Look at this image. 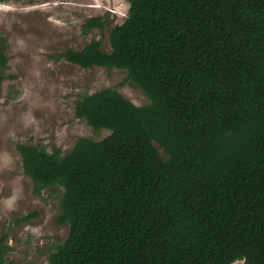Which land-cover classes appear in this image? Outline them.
Returning a JSON list of instances; mask_svg holds the SVG:
<instances>
[{"label":"trees","instance_id":"1","mask_svg":"<svg viewBox=\"0 0 264 264\" xmlns=\"http://www.w3.org/2000/svg\"><path fill=\"white\" fill-rule=\"evenodd\" d=\"M128 2L110 52L93 40L58 58L124 70L150 104L103 88L75 115L107 137L66 156L17 145L34 193L63 189L70 230L49 264H264V0ZM8 62L0 37V95ZM8 250L0 264H17Z\"/></svg>","mask_w":264,"mask_h":264},{"label":"rangeland","instance_id":"2","mask_svg":"<svg viewBox=\"0 0 264 264\" xmlns=\"http://www.w3.org/2000/svg\"><path fill=\"white\" fill-rule=\"evenodd\" d=\"M129 9L128 0L0 1V37L9 59L0 95V242L9 247V262L49 264L70 230L57 223L63 189L34 193L17 145L49 152L58 148L66 156L79 138L107 137L108 130L96 132L75 115L82 96L103 88H117L137 106L150 104L141 89L127 82L126 71L82 69L58 58L93 40L110 52V33L127 19ZM99 16L106 17L105 28L85 34L83 24ZM26 216L31 219L22 222Z\"/></svg>","mask_w":264,"mask_h":264}]
</instances>
